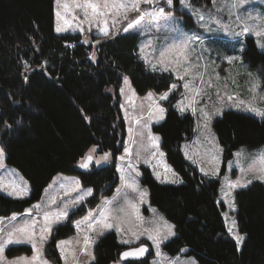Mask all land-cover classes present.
<instances>
[{
  "label": "trees",
  "instance_id": "trees-1",
  "mask_svg": "<svg viewBox=\"0 0 264 264\" xmlns=\"http://www.w3.org/2000/svg\"><path fill=\"white\" fill-rule=\"evenodd\" d=\"M54 2L0 0V145L6 163L16 167L31 186L25 198L0 194L1 215L30 206L60 172L79 175L85 186H93V194L72 218L111 195L118 183L115 166L84 171L79 162L94 145L98 146L95 154L121 152L126 136L120 107L123 77L129 76L139 94L162 93L175 83L171 72L151 70L141 59L137 33L101 37L96 45L83 42L79 33H56ZM245 55L255 66H264V52L254 46ZM213 126L223 145L221 176L239 146L264 144V119L229 110ZM193 128V116L178 113L173 105L153 127L183 182H159L149 168H142L141 180L149 188L151 205L175 224L176 234L163 250L174 256L188 248L185 255H194L200 264H264V182L256 180L235 191L239 230L246 234L239 249L227 231L224 205L218 201L219 177L203 175L182 153L181 144ZM73 231L71 224L57 226L47 243V255L60 261L57 241ZM139 244L150 247V254L139 260L147 262L152 246L148 241ZM127 247L118 241L117 233L107 232L96 243V258L90 264H112ZM28 252L31 248L18 245L6 254Z\"/></svg>",
  "mask_w": 264,
  "mask_h": 264
},
{
  "label": "rangeland",
  "instance_id": "rangeland-1",
  "mask_svg": "<svg viewBox=\"0 0 264 264\" xmlns=\"http://www.w3.org/2000/svg\"><path fill=\"white\" fill-rule=\"evenodd\" d=\"M100 2L102 4L103 0H100ZM188 2L191 8L181 5L179 0H174L173 7L169 9L163 4V0H153L151 6L141 4L140 12L131 9L127 10L126 19L123 18L122 14L113 12L106 18L109 35L104 36L99 32V29L104 27L102 21L105 17L93 19L89 16V19H92V23L89 24L85 20L83 10L75 6L77 3H83V0H60L59 4L55 0L54 24L56 33H79L83 42L87 44L93 43V45H96L101 37H110L119 33H137L140 37L138 51L141 59L151 70L165 71L164 67L169 69L177 68L176 72L169 71L174 75L175 83L173 84L177 85V87L175 89L170 88L162 93L150 90L145 94H139L132 85L129 76L125 75L121 86V89H123L122 93L120 89V107L126 127V136L121 152L114 155L112 151H105L111 153L108 161H101L99 165L93 162L88 168L81 167L84 157L79 162V167L84 171H90L102 165L115 166V170L118 173V183L114 192L111 195L103 196L96 206H88L81 215L72 218V214L80 206L82 207L87 198L93 194V186H85L79 175L60 172L45 187L41 197L23 209V211H16L10 215L0 214V221H2L0 222V229L4 230L3 235L5 238L13 225H18L21 219H28L27 213L29 210L32 212V217L37 218L42 224L44 211H54L57 207L62 206L64 202L72 201L78 194H84L85 198L83 201L75 206L69 204L67 220L53 226L46 242L37 241L41 261H47V264H90L96 258V243L105 233L114 231L117 233L118 241H130V243H123L128 247L141 245L139 243L148 241L153 246V253L147 262L145 260L132 262L135 260H125L121 257L112 264H190L192 259L196 261V264H200L194 255H185L188 248H183L179 255L174 256L163 250L164 243L176 234L175 224L168 220L155 206L151 205L149 188L141 180L142 168L145 167L150 169L156 179V173H159L160 178L157 179L159 182L169 183L166 181L172 179H175L177 183L171 184L183 182L179 173L167 160L165 151L161 146V135L153 130L154 125L165 119L168 106L173 105L178 110V113L182 115L190 114L194 118L193 134L182 142V153L187 161L203 175L209 173L207 176L219 177L221 185L218 201L224 205L222 214L226 221V228L228 233L236 240L238 248L242 247L246 234L241 233L239 230L235 191L249 186L256 180L264 182V160L260 159L264 157V144L255 148L247 145L239 146L234 150L233 156L227 161L225 173L221 176L223 145L213 125L217 118L229 110L242 112L260 120L264 119V117L245 110L244 105L240 104V101L243 100L245 104H251L253 107L264 110V66H255L250 57L245 55V51L250 49L251 46H254L257 51L264 52V47H261V45H264V0H245L240 7L231 10L228 7L231 0H216L215 5L212 2L210 4H200L194 0H188ZM65 3L69 5L68 9L63 7ZM160 6H164L165 12L175 17V27L181 32L189 35L195 33L202 38L198 43L189 45L190 48L195 49L190 58L195 66L190 68L189 75L185 76L184 80L178 78L179 75H184L182 69L170 62L174 53L169 52L163 58L159 55L161 50L170 46L176 36L174 32L165 31L167 25H165L163 20L158 22L159 31H157L156 25L150 21L149 17H145L141 21V25L136 26V28L129 29L127 32L123 31L129 23L137 19L143 12L151 11L152 8ZM193 9H198L205 14L206 26L204 22L199 21L197 15L193 14ZM217 9H222V11H217ZM57 12L60 13L59 17ZM237 14L242 18L250 15L249 19L243 20V23L248 24L250 27L254 25L262 27H255L254 31L243 33L242 29L237 27ZM209 16L212 17L211 20ZM113 18L117 21L115 26H113ZM65 20L69 22L71 27H68L65 31L57 32V26L66 27ZM216 20L220 23H215L214 21ZM97 21L101 22L97 23ZM150 24L151 26H149ZM77 26L82 27L84 31L77 30ZM225 26H227V29ZM255 31H260L261 35L256 36ZM234 33L241 34L235 35ZM69 45L75 47L74 43ZM141 48H143V54H141ZM197 56L199 60L196 59ZM144 57H147V59ZM229 57H235L236 59L229 63ZM181 64H183V61H181ZM197 72L199 76L192 78V74ZM125 77L127 78V83H125ZM200 77L203 79V84L200 83ZM209 81H211V87H209ZM185 82H190V87L187 90L182 87ZM253 86H255L254 91L250 92L249 89L253 88ZM196 88L202 89L199 96L195 95ZM217 92H219L221 97H224L222 101L217 98ZM149 93L152 94L151 99L148 98ZM163 94L168 95L166 100L160 99ZM225 94L233 96L234 99L229 101ZM253 97L255 98L253 99ZM160 108L164 109L163 113L159 112ZM181 108H183V111H181ZM216 108L221 110L220 114L215 112ZM204 111L209 113L207 121H205L202 114ZM161 115L163 119H160ZM205 122L207 123V128L204 127ZM153 136L158 137L156 141L158 148L151 147L152 141L150 137ZM126 148L128 152H125ZM0 150H2V155H0V186H3L0 188V194L15 198L7 193L11 186L18 185L28 189V193L23 198L28 197L31 192L30 183L16 167L6 163L5 152L1 145ZM153 152L157 154L152 156ZM103 153L94 154V161L100 159ZM137 153H139V156H137ZM160 153H163V155H160ZM121 156L124 157L123 161L119 159ZM129 160L133 163L132 169L127 167ZM160 161L163 163H159ZM164 165L168 166V171H165ZM119 168H123L125 173L131 172L138 184L137 191H133L121 180ZM226 177L231 181L240 179L246 186L229 189ZM249 180L251 181L250 183H248ZM77 181L79 182L78 185L75 183ZM62 184L64 185L63 188H61ZM87 189L92 190L91 195L86 194ZM141 193L146 194L141 196ZM109 200L113 201V203L106 205L105 202ZM53 201L55 202L53 203ZM36 205H40V208H36ZM105 208L108 209L105 213V220L95 224L94 229H89L87 223L82 224L79 229L74 226V222L81 221L89 210L93 213V219H98ZM105 223L112 224L113 227L105 228ZM65 224H71L74 231L72 234L58 239L57 245L60 241H65L66 243L57 247L60 261H56L47 255V243L51 239L55 228ZM233 224H235L234 228ZM169 225H174L172 229L175 233L174 235L169 234ZM118 228L123 229V231L118 232ZM230 228H233L232 232L229 231ZM17 235L19 236L20 234ZM38 235L39 232H37ZM86 235L92 241L87 249L88 253H90L89 255L84 254V239ZM150 235L157 236L159 248L148 238ZM237 237L241 239L238 240ZM18 245L31 248V252L14 256L6 254L8 248ZM61 248L63 252H61ZM34 254L33 248L29 243L13 244L5 248L0 260L3 261V264H9V262L21 257L30 259ZM93 256L95 257L94 259Z\"/></svg>",
  "mask_w": 264,
  "mask_h": 264
},
{
  "label": "snow or ice",
  "instance_id": "snow-or-ice-1",
  "mask_svg": "<svg viewBox=\"0 0 264 264\" xmlns=\"http://www.w3.org/2000/svg\"><path fill=\"white\" fill-rule=\"evenodd\" d=\"M211 2L215 5L216 0H211ZM245 2V0H231V3L228 5L229 10L233 9V8H238L240 7L243 3ZM57 3H60V0H57ZM179 3L185 7L191 8L190 3L188 2V0H179ZM141 4H147V5H152L153 4V0H103L102 4L100 2V0H83V3H77L75 6L79 7L83 10L84 12V16H85V20L88 21L89 24L92 23V19H89V16H91V18L95 19L97 17H105V19L102 21L104 23V27L99 29V32L104 35V36H108L109 35V28H108V24H107V17L112 14L113 12L117 13V14H122L123 18H127V10L131 9L133 11L136 12H140V8H141ZM163 4L165 6H167L169 9H171L174 5V0H163ZM63 7L65 9L69 8V5L67 3H65L63 5ZM89 10H91L89 12ZM217 11H222V9H217ZM193 14L197 15L199 21L204 22V25H207V22L205 21V14L203 12H200L198 9H193ZM57 16H60V13L57 12ZM145 17H149L150 21L152 23H154L157 27V31L160 30V26H159V21L163 20L165 25H167V27L165 28L166 32H174L176 33V36L173 39V42L170 44L169 47L164 48L163 50L160 51L159 55L161 58L165 57V55L169 52L174 53L172 60L170 61L171 63H174L176 65H178L184 75H179L178 78L180 80H184L185 76L189 75V70L190 68L194 67L195 65H193L192 60L190 59L192 56V53L195 51L194 48H190L189 45L190 44H194V43H198L202 38L198 35H196L195 33L189 35L187 33H183L181 32L178 28L175 27L176 24V20L175 17L173 15H171L170 13H166L165 12V7L164 6H160V7H154L152 8L151 11H145L143 12L137 19H135L133 22L129 23L124 29V32L129 31V29H134L136 28V26L141 25V21H143L145 19ZM250 15L247 17H241L239 14H237L236 16V21H237V27H240L242 29L243 33H248L250 31H254L255 27H262V26H258V25H254L253 27H250L248 24L243 23V20L249 19ZM209 19L211 20L212 17L209 16ZM101 21H97V23H100ZM116 19L113 18V26H115L116 24ZM215 23H220L218 20L214 21ZM65 28H61L59 26H57V32L60 31H65L67 30L68 27H71V25L69 24V22L67 20H65ZM151 26V24L149 25ZM225 28L227 29V26H225ZM77 30L83 32L84 29L82 27L77 26ZM89 30H91L89 28ZM140 30V29H137ZM235 35H239L241 33H234ZM255 35L256 36H260L261 32L260 31H255ZM261 47H264V45H261ZM141 54H143V48H141ZM145 59H147V57H144ZM91 59H95V54L93 53L91 56ZM197 60H199V57H196ZM233 59H236L235 57H229L228 61L229 63H231V61ZM181 61H183V64H181ZM155 70V69H154ZM165 71H173L176 72L177 68H172L169 69L168 67H164ZM199 76V73H193L192 74V78H196ZM125 83H127V78H124ZM200 83L203 84V79L202 77H200ZM211 81H209V87H211ZM177 87V85L173 84L171 85V89H175ZM182 87H184L186 90L190 87V82H185ZM255 86H253V88L249 89V91H254ZM202 89L200 88H196L195 89V95L199 96L201 94ZM123 92V89H121V93ZM217 98L220 99L221 101L224 99V97H221L219 92L216 93ZM227 95V94H225ZM148 98L151 99L152 98V94L149 93L148 94ZM168 98L167 94H163L160 96L161 100H166ZM255 97H253L254 99ZM227 99L229 101H232L234 99L233 96L227 95ZM241 105H244L245 110L247 111H251L253 113H255L258 116L264 117V110H261L259 108L253 107L251 104H245V102L243 100L240 101ZM181 111H183V108H181ZM193 111H195V109H193ZM160 113L164 112L163 108L159 109ZM215 112L217 114H220L221 110L219 108L215 109ZM205 121H207L209 119V113L207 111L202 112ZM160 119H163V116H160ZM137 123H139V121H137ZM205 128H207V123L205 122L204 125ZM152 143H151V147L152 148H158V144L156 143V141L158 140V137H150ZM98 151V146H92L89 151L88 154L83 158L84 162L81 164V167L83 168H88L89 165L93 162H95V164L99 165L101 163V161H108L109 156L111 155V153L108 152H104L101 156L100 159H96L94 161V154ZM125 152H128V149H125ZM157 153L153 152L152 156H155ZM0 155H2V150H0ZM130 155V153H129ZM160 155H163V153H160ZM239 155V154H237ZM137 156H139V153H137ZM120 160H124V157L121 156L119 158ZM261 160H264V157L260 158ZM147 162V161H146ZM159 163H163L162 161H160ZM127 167L128 169H132L133 168V163L131 160L128 161L127 163ZM165 171H168V166L164 165ZM118 171H120L121 173V180L124 181V183L133 189V191H137L138 190V184L137 181L133 178V176L131 175V172L125 173L123 168H119ZM201 171H203V169H201ZM139 174V173H137ZM214 174V173H213ZM205 175H209V173H205ZM157 179L160 178L159 173H156ZM226 182H227V186L229 189H234L237 187H243L246 186L245 184L242 183V181L240 179H237L235 181H231L229 180L227 177L225 178ZM166 182L169 183H177V181L175 179L172 180H167ZM251 181L249 180L248 183H250ZM78 185V181L75 182ZM3 186H0V188H2ZM64 185H61V188H63ZM119 191V190H118ZM28 193V189L26 187L23 186H18V185H13L11 186L10 190L8 191V195L13 196L15 198H23L26 194ZM92 190L91 189H87L86 190V194L87 195H91ZM146 193H141V196H143ZM227 195V194H226ZM85 198L84 194H78L72 201L69 202H64L62 204V206L57 207L56 210L54 211H44L43 215H42V219H43V223L41 224L40 221L35 218L32 217V212L31 210H29V212L27 213L28 219H21L20 223L18 225H13L11 227V229L7 232L6 234V238L3 235L4 230L0 229V257H2V254L5 251V248L9 245H13V244H20V243H29L31 244L33 251H34V255L29 259L27 257H21L18 258L17 260L11 261L9 262V264H47V261H41V257H40V250L37 247V241L40 242H46L47 240V236L48 234L51 233L52 228L54 225L60 224L63 221L67 220L68 218V210H69V204L75 206L76 204L80 203L81 201H83V199ZM55 201H53L54 203ZM106 205H111L113 203V201L109 200L105 202ZM36 208H40V205H36ZM133 207H135L133 205ZM107 208L104 209L103 212L100 213L99 218L98 219H93V213L91 210L88 211V214L83 217V219L81 221H75L74 222V226L79 229L81 228L82 224L87 223V226L89 229H94V225L97 223H101L105 220V213L107 212ZM2 222V221H0ZM39 225V227H38ZM105 228H112L113 225L109 224V223H105L104 224ZM235 227V224H233V228ZM174 228V225H169L168 229H169V234L170 235H174L175 233L172 231V229ZM233 228H230L229 231L232 232ZM118 232L123 231V229H117ZM37 232H39V235L37 236ZM17 234H20L19 236ZM135 235V233H133ZM22 237V238H21ZM150 240L153 241L154 244H156V247L159 248V241L157 239V236L155 235H150L148 237ZM237 239H241L240 237H237ZM91 240L90 238L86 235L85 239H84V254L85 255H89L90 253H88L87 249L89 247V245L91 244ZM122 243H130V241L128 240H123L121 241ZM65 241H60L59 244L57 245V247H60V245L65 244ZM147 251V249L145 247H139L133 251H126L124 252L122 255L124 258H127L129 256H142L145 252ZM61 252H63V249L61 248ZM95 257L93 256V259ZM0 264H3V261L0 260ZM190 264H196V261L194 259L191 260Z\"/></svg>",
  "mask_w": 264,
  "mask_h": 264
},
{
  "label": "water",
  "instance_id": "water-1",
  "mask_svg": "<svg viewBox=\"0 0 264 264\" xmlns=\"http://www.w3.org/2000/svg\"><path fill=\"white\" fill-rule=\"evenodd\" d=\"M139 247H145L146 249H147V251L142 255V256H129V257H127V258H124L123 257V253L124 252H126V251H133V250H135V249H137V248H139ZM150 254V247L147 245V244H141V245H135V246H132V247H127L125 250H123L122 251V253H121V257H122V259H125V260H140V259H143V258H145V257H147L148 255Z\"/></svg>",
  "mask_w": 264,
  "mask_h": 264
},
{
  "label": "crops",
  "instance_id": "crops-1",
  "mask_svg": "<svg viewBox=\"0 0 264 264\" xmlns=\"http://www.w3.org/2000/svg\"><path fill=\"white\" fill-rule=\"evenodd\" d=\"M139 44H140V42H139ZM59 174V173H58ZM153 247V246H152ZM177 255H179V254H177Z\"/></svg>",
  "mask_w": 264,
  "mask_h": 264
}]
</instances>
